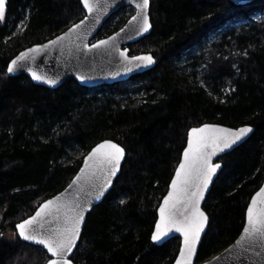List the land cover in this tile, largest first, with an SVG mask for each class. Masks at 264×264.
Wrapping results in <instances>:
<instances>
[{
    "label": "trees",
    "instance_id": "trees-1",
    "mask_svg": "<svg viewBox=\"0 0 264 264\" xmlns=\"http://www.w3.org/2000/svg\"><path fill=\"white\" fill-rule=\"evenodd\" d=\"M133 12V6L114 12L98 37L121 28ZM150 14L151 33L129 46L132 54L153 53V68L114 84L89 88L72 79L49 88L24 73L9 76L8 64L83 18L82 2L7 0L0 21V264L47 263L48 253L22 240L16 224L65 188L104 139L127 155L113 187L88 213L73 260L173 264L181 239L152 241L157 208L188 130L205 122L255 130L219 159L224 166L204 203L210 221L197 261L240 235L264 181V0H151Z\"/></svg>",
    "mask_w": 264,
    "mask_h": 264
},
{
    "label": "snow or ice",
    "instance_id": "snow-or-ice-1",
    "mask_svg": "<svg viewBox=\"0 0 264 264\" xmlns=\"http://www.w3.org/2000/svg\"><path fill=\"white\" fill-rule=\"evenodd\" d=\"M82 3L90 14L97 9L103 11L100 0H82ZM149 3L150 0H140L135 4L137 13L131 18L129 25L135 24L137 35L147 32L152 27L147 14ZM5 5L6 0H0V21L5 19ZM86 19L88 17H85ZM83 24V20L79 24H74L65 37L79 30ZM125 27L127 28L128 25ZM124 31L121 29V32ZM63 38L58 37L56 41H49V44L54 45ZM114 39L115 37H109L108 40L98 41L91 45V48L106 46ZM44 47L47 45H37L28 49L27 52L21 53L8 65L7 72L17 71L18 67H22L19 65V61L27 60L29 53H37ZM121 55L126 60L129 59L126 51ZM32 58L34 59V57ZM130 59L145 65L154 62L151 55L133 56ZM28 71L31 72L34 80L45 81L48 84L56 83V80L39 75L31 68ZM80 79L83 80L85 77L81 76ZM251 131L250 127L233 130L213 124H204L202 127L191 129L188 147L184 150L183 160L172 180L171 190L159 208V220L155 223V231L151 237L152 241L160 242L173 229L183 233V247L176 264H191L192 258L196 254V246L207 221V216L199 208V201L203 198V190L207 188L212 175L220 167L219 164L212 163V157L218 152L230 148ZM124 155V148L117 143L106 140L97 144L85 158V168L81 169L82 175L77 176L73 184L85 179L88 171H92L93 175L95 171H99L101 174L106 172L108 177L115 175ZM110 182L105 179L97 198L103 194L104 187ZM83 211L84 209L79 204L69 206L61 203L59 198L49 200L40 207L36 215L23 220L16 225V228L19 236L44 245L47 252L51 253L52 258L47 260V264H73V261L68 259V254L73 251L80 236V225L84 219ZM45 215L51 216L53 219L47 222V229L40 232L38 229H45V222L40 219ZM236 243L241 246L240 255L257 247L264 251V188H261L252 198L251 204L247 208V222L243 228V235ZM256 254L259 256L261 252Z\"/></svg>",
    "mask_w": 264,
    "mask_h": 264
},
{
    "label": "water",
    "instance_id": "water-1",
    "mask_svg": "<svg viewBox=\"0 0 264 264\" xmlns=\"http://www.w3.org/2000/svg\"><path fill=\"white\" fill-rule=\"evenodd\" d=\"M230 1L236 5H244V4L251 3L255 0H230ZM138 2H140V0H100V4H101V7L103 8V11H100L99 9H97L91 14L83 6L85 10V15L83 18L73 23L66 30L54 36L53 38H50L44 42L30 45L24 48L23 50H21L16 56H14L10 60L9 64L11 63L12 60L20 56L21 53L27 52V50L30 48H34L37 45H47V47H44L41 51L37 53H29V58L27 60L18 62L19 65H22V67H18L17 71L13 73H8V75L16 76V75L24 73V74H27L31 78L33 83L43 85L49 88H58L59 86L63 85L65 82L72 80V79L76 80L82 86L91 88V87H97V86L104 85V84H114L117 82L125 81L131 78L135 74L142 73V72H145L153 68L156 64V58L153 55V53L139 52V53L132 54L131 48L129 46L131 43L137 42L141 38L150 34L153 28L152 18L150 14L151 0L149 3V7L147 9V14L149 16L152 27L147 32H143L142 34L137 35L136 30H135L136 28L135 24L129 25V21L137 13L135 4ZM6 5H7V0H6ZM125 6H133L135 9V12L128 18L125 24L121 28H119L118 30L114 31L113 33L107 36L96 38V36L99 33V30L102 28L106 20L114 12H116L117 10ZM85 17H88V19L85 20ZM82 20L84 21V24L81 25V28L73 32L72 34L68 35L67 37H65V34L68 33L69 29L74 24H79L80 21ZM126 25H128L127 28L125 27ZM121 29H124L125 31L121 32ZM58 37H64V38L58 41L54 45L49 44V41H56ZM109 37H115V39L106 46H102L99 48H91V45L96 44L98 41H101V40H108ZM125 51L127 52V56L129 57L128 60H126L125 57L121 55V53H124ZM141 55H151L153 57L154 62L152 64L145 65V64H142L141 62L132 61L130 59L133 56H141ZM32 57H34V59ZM29 68L37 72V74L39 75L56 80V83L48 84L45 81L34 80L32 78L31 72L28 71ZM126 69H130V70H126ZM81 76L85 77V79L83 80L80 79ZM204 124L218 125L222 128H229L233 130H237L241 127H250L252 131L246 134L244 137H242L239 141L234 143L230 148L225 149L222 152H218L216 155L212 157V163L219 164L220 167L212 175L207 188L203 190V198L200 199L199 201V208L207 216V221L204 225L203 231L200 234V240L198 241L197 246H196V254L193 256L191 264H264V251H262L258 247L247 251L246 253H244V255H240V252L242 251V249H241V246L238 245L236 242L241 239L243 235V229L240 235L236 238V240L231 245H229L227 248H225L222 252H220L219 254L205 261H201V262L197 261L199 247L203 240L204 235L206 234L208 230L209 221H210V217L208 213L206 212V210L204 209V203L207 199V196L212 188L214 181L216 180L217 176L219 175L220 171L222 170L224 166V163L219 159L224 154L234 150L239 145L244 143L252 135V133L255 130V127L250 124H243L238 127H233V126H228L226 124H222L218 122H205V123H202L201 125L193 126L188 130L187 142L181 153L180 161L170 180L168 190L162 197L161 202L157 208L156 222L159 220V216H160L159 208L163 204L164 198L168 195L169 191L171 190L172 180L175 178L176 170L183 160L184 150L188 147L189 133L191 132L192 128H199V127H202ZM106 140L117 143L121 147H123L120 143H118L117 141L113 139H104L96 143L84 155L80 168L78 169L76 174L73 176V178L70 180V182L67 184V186L63 188L61 191H59L58 193L42 201L31 215L17 222V224H19L23 222V220L36 215L37 211L40 210V207L49 200H54V199L59 198L61 203L69 205V206L74 205V204H79L84 209L83 211L84 219L80 225V236L76 241V245L73 248V251L68 254V259H71L73 261V264H76V262L73 260L72 256L79 244V241H80V238H81V235H82V232L84 230V226L87 220V215L94 208L95 205H97L104 199L106 194L113 187L116 178L121 172L122 165L127 155L126 149L123 147L125 150V155L123 159L121 160L119 170L116 172L115 175L108 177L106 172L101 174V172L99 171H95L93 175L92 171H88L87 177L85 179H82L79 183L73 184L77 176L82 175L81 169L85 168V158L88 156V154L97 144H100ZM105 179H108L111 182L104 187L103 194L100 195L99 198H97V194L100 192L101 185H104ZM69 185H72V187H69ZM261 188H264V181L262 185L260 186V188L256 192L253 193L248 203V206L251 204L252 198L256 195V193ZM40 219L45 222V229H38V230L40 232H43L48 227L47 222L51 221L53 218L51 216L45 215V216H42ZM246 222H247V209H246V219H245L244 227L246 225ZM53 226L55 225L53 224ZM16 231L19 235L17 228H16ZM154 231H155V225H154L153 232ZM174 237H179L181 239L180 249L173 263V264H176L177 259H179L180 257V251L183 247V242H184V236L182 232H177L173 229V231L169 233L166 238H162L160 242H155V241L153 242L155 244L161 245L165 243L166 241H168L169 239L174 238ZM20 238L28 243L42 247L47 252V249L44 247V245L38 244L35 241L25 240L21 236ZM257 252H261V255L258 256L256 254ZM48 255H49V259H51L52 258L51 253H48Z\"/></svg>",
    "mask_w": 264,
    "mask_h": 264
},
{
    "label": "rangeland",
    "instance_id": "rangeland-1",
    "mask_svg": "<svg viewBox=\"0 0 264 264\" xmlns=\"http://www.w3.org/2000/svg\"><path fill=\"white\" fill-rule=\"evenodd\" d=\"M134 8V7H133ZM134 12H135V9H134ZM133 12V13H134ZM132 13V14H133ZM221 31H223L222 29H221ZM99 35V34H98ZM98 35L96 36V38H98ZM131 86V85H130ZM7 235H8V237H10V238H13L14 237V235H15V233H14V231L13 230H10L8 233H7Z\"/></svg>",
    "mask_w": 264,
    "mask_h": 264
}]
</instances>
